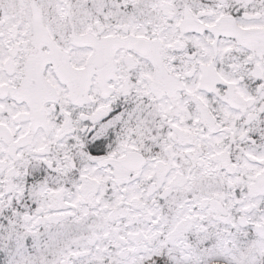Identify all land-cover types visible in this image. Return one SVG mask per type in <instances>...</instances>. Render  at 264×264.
<instances>
[{
	"label": "snow or ice",
	"instance_id": "snow-or-ice-1",
	"mask_svg": "<svg viewBox=\"0 0 264 264\" xmlns=\"http://www.w3.org/2000/svg\"><path fill=\"white\" fill-rule=\"evenodd\" d=\"M0 264H264V0H0Z\"/></svg>",
	"mask_w": 264,
	"mask_h": 264
}]
</instances>
